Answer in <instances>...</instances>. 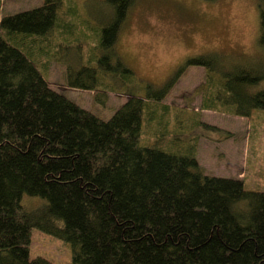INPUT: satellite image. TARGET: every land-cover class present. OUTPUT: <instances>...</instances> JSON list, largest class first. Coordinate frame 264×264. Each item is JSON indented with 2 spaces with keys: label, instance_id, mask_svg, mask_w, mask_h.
I'll return each mask as SVG.
<instances>
[{
  "label": "trees",
  "instance_id": "trees-1",
  "mask_svg": "<svg viewBox=\"0 0 264 264\" xmlns=\"http://www.w3.org/2000/svg\"><path fill=\"white\" fill-rule=\"evenodd\" d=\"M103 2L111 20L67 85L105 95L106 81H138L113 48L134 0ZM62 6L43 0L0 19V264H52L29 258L33 228L69 244L72 264H264L263 192L246 191L241 179L206 175L194 154L140 146L142 126L150 124L145 109L159 118L153 135L168 138L170 123L158 114L168 109L160 102L189 66L206 72L201 109L241 117L264 109V92H249L264 71L223 54L195 56L160 86L143 84L144 98L131 94L101 120L51 89L17 47L55 30L67 44L75 9ZM259 44L264 48L262 10ZM23 196L45 203L26 208Z\"/></svg>",
  "mask_w": 264,
  "mask_h": 264
},
{
  "label": "rangeland",
  "instance_id": "rangeland-1",
  "mask_svg": "<svg viewBox=\"0 0 264 264\" xmlns=\"http://www.w3.org/2000/svg\"><path fill=\"white\" fill-rule=\"evenodd\" d=\"M62 1V10L75 9L68 18L76 25L68 43L61 41L64 38L55 30L45 36L49 42L25 39L23 46L17 47L31 56L29 60L51 89L101 120L109 119L131 94L144 98L147 90L143 84L160 86L195 56L223 54L227 61L254 63V71H264V48L259 44V18L260 10L264 11V0H134L113 48L133 71L138 83L105 80L110 86L105 95L99 89L71 88L67 85L68 75L73 76L77 66L86 65L83 54L88 56L92 44L96 45L101 29L111 20L112 10L103 0ZM42 2L0 0V19L36 8ZM50 41H57L55 48ZM100 52L96 50L98 57L102 55ZM208 90L204 68H186L160 102L168 110L165 113L160 110L158 114H165L163 120L169 121L172 136L169 138V134L159 142L152 130L159 118L145 115V109L144 120L150 124L142 126L140 146L156 147L180 156L194 154L206 175L241 179L246 191L264 193V109H253L249 117L203 110L202 101ZM258 91L264 92V79L249 87L251 93ZM44 203L36 197L21 199L26 208ZM28 251L31 259L41 257L52 264H72L69 244L35 228L30 231Z\"/></svg>",
  "mask_w": 264,
  "mask_h": 264
}]
</instances>
